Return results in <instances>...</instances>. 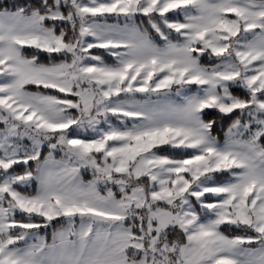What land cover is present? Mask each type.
<instances>
[{
	"label": "snow or ice",
	"instance_id": "6c2138e0",
	"mask_svg": "<svg viewBox=\"0 0 264 264\" xmlns=\"http://www.w3.org/2000/svg\"><path fill=\"white\" fill-rule=\"evenodd\" d=\"M0 264H264V0H0Z\"/></svg>",
	"mask_w": 264,
	"mask_h": 264
},
{
	"label": "trees",
	"instance_id": "16d2710c",
	"mask_svg": "<svg viewBox=\"0 0 264 264\" xmlns=\"http://www.w3.org/2000/svg\"><path fill=\"white\" fill-rule=\"evenodd\" d=\"M88 178H90V175H88V176L85 177V179H88Z\"/></svg>",
	"mask_w": 264,
	"mask_h": 264
}]
</instances>
